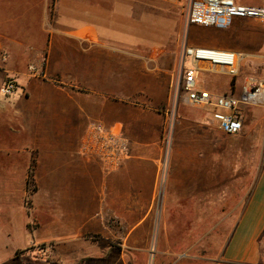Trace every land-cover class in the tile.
Returning a JSON list of instances; mask_svg holds the SVG:
<instances>
[{
  "label": "crops",
  "instance_id": "obj_1",
  "mask_svg": "<svg viewBox=\"0 0 264 264\" xmlns=\"http://www.w3.org/2000/svg\"><path fill=\"white\" fill-rule=\"evenodd\" d=\"M153 1L0 0V86L8 77L19 86L11 97L0 93V153L23 156L26 183L30 171L47 174L33 176L32 228L28 217L6 213L0 264H264V105L242 107L235 135L209 109L193 111L202 129L175 136L158 196L168 70L136 51L165 38L154 31L167 16L159 18ZM191 27L213 38L191 46L242 53L240 71L264 80V21ZM217 75L203 71V86L229 94L231 80ZM92 120L129 140L117 171L80 151ZM187 138L196 141L182 146ZM32 242L47 252H29Z\"/></svg>",
  "mask_w": 264,
  "mask_h": 264
},
{
  "label": "built area",
  "instance_id": "obj_2",
  "mask_svg": "<svg viewBox=\"0 0 264 264\" xmlns=\"http://www.w3.org/2000/svg\"><path fill=\"white\" fill-rule=\"evenodd\" d=\"M264 21V7L245 5L237 0H190L185 15L187 26L197 25L220 30L229 29L235 19ZM245 56L231 50L183 45L179 55L176 73L172 82L174 101L184 99L186 104L211 111V119L227 134H239L243 130L242 107L264 105V80L249 77L244 80L241 91L236 94H213L203 86V71L237 78ZM190 63V67L186 66ZM31 74L45 77L35 66ZM19 89L17 80L8 77L0 86V93L11 97ZM84 155L99 159L107 172L117 171L129 156V140L115 127H108L101 121H90L80 141ZM167 165L163 162L159 179L158 196L164 194ZM160 190V191H159ZM163 192V193H162Z\"/></svg>",
  "mask_w": 264,
  "mask_h": 264
},
{
  "label": "rangeland",
  "instance_id": "obj_3",
  "mask_svg": "<svg viewBox=\"0 0 264 264\" xmlns=\"http://www.w3.org/2000/svg\"><path fill=\"white\" fill-rule=\"evenodd\" d=\"M190 0H155L153 1L152 8L153 10H159V18L167 16L166 20L161 19L162 26L157 28L154 32L156 34H161L162 41H153L150 44H145V47L142 45L137 46V53L149 57H157L162 59V63H165V67L168 70V104L165 107L159 109L163 110L166 115L162 117V134L164 138V155L161 164L166 162L167 172L166 178L169 173V163H170V154L173 147L175 136L179 137V131L183 134L186 131H194L202 129L201 125L193 120V111L198 110L199 108L190 106L186 104L184 99H179L178 102L174 101L172 94V82L176 73V68L179 60V55L183 45H192L193 43H209L213 41L208 34L202 33L201 31H193L192 27L186 25L185 15L189 8ZM202 29V28H201ZM159 30V32H157ZM186 66L190 67V63L186 62ZM209 76V75H207ZM221 76V75H217ZM250 77L242 69L237 78L233 79L228 77L231 80L230 93L238 95L241 91L242 83L246 78ZM42 79V77H40ZM203 85L206 84V78L203 76ZM236 87V89H235ZM160 92H155V94ZM229 93V94H230ZM206 128V127H205ZM258 128L264 130L263 126ZM209 129L220 131V129L214 125L210 124ZM221 132V131H220ZM182 146H190L192 142H195V139L187 138L180 139ZM179 145V138L176 139V143ZM221 146L224 145L223 142H220ZM234 143L231 144V146ZM248 147V144H245ZM253 147V145H252ZM23 156L21 155H4L0 153V231L1 223L6 217V213H14L17 217H28L30 219V228L33 227V222L35 220L34 210H33V200L34 196L37 194L39 189L37 181L35 185L26 183L28 179V172L20 170V161ZM11 163L9 166L11 170L5 171L4 163ZM264 165V157H263ZM261 168L259 166L258 171L260 172ZM264 171V170H263ZM8 174V179L5 174ZM161 174V172H160ZM36 175V176H35ZM35 180L46 179V171H34ZM6 178V179H5ZM25 181V182H24ZM29 181V180H28ZM166 181H164L165 190ZM160 191V190H159ZM163 193V192H162ZM13 216H16L14 215ZM35 227V226H34ZM29 252L38 251L39 254H45L47 252L46 245L44 243L32 242L28 249ZM5 253V252H3ZM3 255V254H1ZM19 255H21L19 253ZM17 255V256H19ZM1 262V261H0ZM33 263H40L39 259L33 260ZM3 264V262H2Z\"/></svg>",
  "mask_w": 264,
  "mask_h": 264
},
{
  "label": "trees",
  "instance_id": "obj_4",
  "mask_svg": "<svg viewBox=\"0 0 264 264\" xmlns=\"http://www.w3.org/2000/svg\"><path fill=\"white\" fill-rule=\"evenodd\" d=\"M33 176H34L33 173L30 171V172H29V184L32 183Z\"/></svg>",
  "mask_w": 264,
  "mask_h": 264
}]
</instances>
